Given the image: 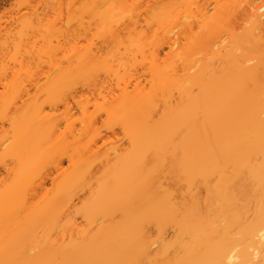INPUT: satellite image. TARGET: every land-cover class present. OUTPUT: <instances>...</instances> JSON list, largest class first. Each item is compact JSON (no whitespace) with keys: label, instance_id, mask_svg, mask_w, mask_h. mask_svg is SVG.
<instances>
[{"label":"rangeland","instance_id":"1","mask_svg":"<svg viewBox=\"0 0 264 264\" xmlns=\"http://www.w3.org/2000/svg\"><path fill=\"white\" fill-rule=\"evenodd\" d=\"M97 1L3 0L0 5V143L7 141L4 147H0V199L17 182L29 181L24 186L25 197L21 196L24 202L12 206L16 207L6 226L2 221L5 212H0V223L3 224L0 247L33 226L28 233L30 239L22 240L23 253L25 257H31V264L42 263L52 254L60 257L62 251L72 248L78 251L92 249V246L94 249L95 245L109 246V240L102 234L122 223L123 211L113 203L107 212L95 211L89 218L85 210L95 201L101 186L110 180V172L118 160L137 149L135 140L141 130L158 128L157 125L168 114L179 110L183 103L202 97V85L200 87L196 81L201 79L208 84L214 78H221L231 72L233 62L253 68L254 81L246 82L241 88L245 97L255 90L257 84H264V26L251 35L244 34L249 27L243 23L248 15L247 0H142L139 4V0H120L124 2L121 6L119 1L114 6L115 0H104L96 5ZM205 5H210L211 9L207 15L212 16L209 26L200 20L188 30V23H182L178 28V45L170 49L166 43L169 26L181 23L182 16ZM110 7L112 11H108ZM102 12L108 13L107 26L124 30L113 36L102 33L99 24L104 15ZM28 20L32 26L21 29V23ZM219 35L227 39V48L220 54H212V43ZM87 50L99 55L98 63L91 67L94 72L86 70L85 74L90 70L92 76L87 75L84 79L85 74L81 72L83 79L75 81L73 78L79 75L78 69L76 77L73 73L72 79L68 80L70 73L79 67V56L76 55ZM246 59H251V64L246 63ZM196 62L198 64L189 70ZM195 77L199 80L194 82ZM125 82L129 83L128 93L138 84L150 103L147 117L138 127L132 126L134 120L129 117L130 109L118 106L119 87L122 88ZM26 90L27 94H24ZM98 93L106 95L110 106ZM228 96L221 97L216 103H227ZM66 100L73 106L68 113L64 106ZM38 103L44 109L43 114L55 116L59 126V131L55 132L60 136L56 137L55 133L50 138L52 140L39 147L36 155L29 156L26 146H30L26 140L33 136L29 137L32 132L28 130L25 133L29 134L28 138H25L19 128L30 119L31 107ZM76 103L86 105L84 115L80 112L82 107L77 106V109ZM236 113L229 109L230 116L234 117ZM86 115L96 117L95 123L94 117L91 120L92 126L86 122L89 120L86 118H90ZM195 116L203 118L204 111H197ZM220 124L217 135L235 128L226 118ZM180 127L170 136V145L161 156L154 152L140 155L143 170L150 172L147 186L150 192L156 195L166 193L178 214L186 206L193 205L203 216L215 215L212 189L221 178H225L227 185L231 186L236 212L237 209L238 213L241 212V224H249L254 220L259 201L264 200V189L247 176V169L238 173L229 162L221 163L219 171L199 174L188 181L179 173L178 158L192 137L186 128ZM70 128L75 129L74 135L70 134ZM67 130L69 134H66ZM20 138H25L27 143L17 145ZM64 138L66 141L61 140ZM94 139V149L86 151ZM113 150L116 151L114 154ZM194 153L188 152L186 159L193 160ZM245 153L250 156L251 167L264 162L258 153L249 149ZM22 161L27 167L20 174ZM82 171L85 174L77 179ZM120 184L127 196L142 205L141 191L131 177L123 179ZM8 200L15 199L12 195ZM48 207L55 209L54 216L46 217L48 220H36ZM70 220L74 221L73 226L68 224ZM229 228L231 236H235L239 226L235 224ZM141 229V236L137 234L136 238L143 242L146 239V255L142 251L140 256H143H138L140 260L135 258L136 264H172L182 254L178 240H189L188 233L180 234L176 224H167L160 230L154 223L147 222ZM240 248V245L236 246V250Z\"/></svg>","mask_w":264,"mask_h":264},{"label":"bare ground","instance_id":"2","mask_svg":"<svg viewBox=\"0 0 264 264\" xmlns=\"http://www.w3.org/2000/svg\"><path fill=\"white\" fill-rule=\"evenodd\" d=\"M2 1L3 0H0V5ZM103 1L104 0H98L96 5ZM115 1L116 5L114 6L118 5V1L120 6L121 2H123L120 0ZM140 1L142 0H139L138 4ZM247 5L248 15L244 18V21L243 19L242 21L245 25H249V27H247L248 30L243 33L245 35H251L254 30H259V28L264 26V3L261 0H247ZM209 6L210 5H205L195 12H190L189 15L182 16L181 23L176 22L169 26L166 30V43H168L167 46H169L170 49H174L178 45V28L182 23H188V30H191L195 25L199 24L200 20L203 21V25L209 26L208 24L212 21V16H207L211 11ZM112 9L113 8L110 7L108 11H112ZM107 12H102L104 15L99 19V24L102 26L101 32L111 34L112 36L118 35L123 28L118 27L115 29L111 27V25L107 26V21L109 20ZM192 18L194 19L192 20ZM31 26L32 22L30 20L21 23V29L24 30ZM243 29H246L245 26ZM8 32L9 31H5V33ZM217 38L218 39L212 43L213 45L211 44L213 50L211 47V49L209 48L212 54H220L227 48L228 42L225 36L219 35ZM88 50L76 55L79 56V64L77 66L80 68L76 66L77 68L74 69L75 72L73 71L70 75L68 74V80L72 79L73 73L75 75L78 69L79 73H77L79 75L81 72L85 74L86 70H93L91 67L98 63L99 55L97 54V56L92 50L91 52ZM198 62L194 63V66L190 65L191 67L188 69H193ZM248 62L251 64V59L246 61V63ZM233 64L235 66H233ZM237 65L238 64L232 62V66L230 64L231 72L225 73L221 78H214L208 84L195 77L193 81L195 82L196 79H198L199 81H196L197 84L202 85V89L200 88L201 95L202 91L204 92L202 97L191 98L186 103H183L184 105H181L183 108L177 109V113H175L176 110L168 114L165 117L166 119L164 118L163 121L157 125L158 128L155 126L152 129H146V131L141 130L138 134V138L135 137L137 138L135 140L137 149L121 157L112 168V173L110 172L109 178L112 180V183L107 184L110 182V180H108L106 185H102L95 201L85 210L86 216L90 218L95 211L100 213L107 212L109 206L113 203L119 205L124 215L122 223L116 226L115 229H110L102 234V237L109 240V246L107 248H102L95 245L94 249L92 246V249L81 248L79 249L80 251L74 248L68 249L64 252L62 251V254L60 253L61 255H59L60 257L52 254L48 256L50 258H46L47 260L45 259L44 262L41 261L42 263L39 264H136L138 261H136L135 258L139 259L144 253L146 255L144 251L146 239L144 242L142 239V241H138L137 239L139 238H136V235L140 233L142 230L141 227L147 222L154 223L160 230L167 224H176L180 234L188 233V242L178 240L177 244L179 246L181 245L182 254H179L180 256L178 255L179 257L177 256L172 264H264V200L259 201V208L254 214V220L249 224L242 225L240 221L241 212L239 211L238 213V209L236 212L237 206L230 192L231 186L227 185V180L225 178H221L220 183L212 189L211 202L216 204L215 215L203 216L193 205L189 207L186 206V208L178 214L166 193L156 195L150 192L149 187H147L150 181V172L143 170L142 161L140 159V155L146 152L159 153V156H161L164 150L170 145L169 141H171L170 136L172 133H174L175 129L177 131V129L182 126L187 129V134L192 137L190 142L184 145L185 149L178 158L179 173L187 178L188 181L199 174L207 175L212 171H219L221 163L229 162L238 173L247 169V176L250 179L256 180L259 186L264 189V162L258 167H251L249 165L250 156L245 153V151L249 149L250 152L258 153L264 158V84H257L255 90L251 92L252 95L250 93L248 95L249 97H245L241 92V88L246 82L254 81L253 68L252 66L248 67V64L245 66ZM92 72H94V70ZM87 73H89L87 75H90L88 77L92 76L90 70ZM83 74L81 75L83 76ZM79 75L73 78V80L75 79L76 81L81 79L82 76ZM87 75L85 74L83 78L87 79ZM123 84L122 88L119 87L120 98L118 106L130 109L129 117L131 121L134 120L132 126L136 125V127H138L141 121L147 117V108L150 105L149 100L142 94L138 84L133 86L131 93L126 91L129 83L125 82ZM24 94H27V90ZM98 94L101 95L100 93ZM225 95H230L228 96L227 103H216L219 102L218 99L221 100V97ZM105 97L106 95H101L102 100L108 103ZM64 103L67 109L65 110L68 113L73 106H71L72 104L67 102V100ZM108 105L110 106L109 103ZM75 106L77 109V106L82 107V111L80 112H83V115L86 113V105L81 106L77 104ZM31 109L32 113L30 114V119H27L24 126L21 125L19 128L20 133L26 136L25 138H28L27 135L29 134H25L28 130L32 132L29 135V137L33 135L30 139L26 140L24 138V140L29 141V149L27 148L28 145L26 146V151L29 150L27 152L29 156L36 155L39 147L45 142L52 140L50 138H52L55 133L56 137L59 135L58 132H55L56 130L59 131L58 121L55 120V116L51 117L49 114H43L44 109L39 103L34 104ZM229 109L236 111V116H230L228 114ZM197 111H204L203 118H196L195 115ZM69 116L71 117V115ZM86 116L88 117L90 115ZM93 117L94 116H90V118H86L90 120L86 122L91 124V122L94 121L95 123L96 117H94V120ZM224 118L230 120L235 128L231 131L226 130L222 134L217 135V129L221 126L220 122ZM199 120L202 121L199 122ZM69 125L72 126V121L69 122ZM73 128H70L69 131L70 134L73 133L74 135L73 131L75 129L73 130ZM69 131L67 130L68 133L66 134H69ZM73 135L70 136L73 137ZM95 139L92 140L93 143L90 144L91 146H88L86 151L94 149L92 146L95 144ZM24 140L20 138L17 145L23 144L22 142H24ZM61 140H65V138ZM6 143L7 141L0 143V147H4ZM181 147L183 148V144ZM191 151H195L193 155L195 158L193 160H191L192 158L187 160V153ZM115 152L116 151L113 150L112 154ZM27 159L25 160L28 162ZM26 167L27 163L22 161L19 165L20 174L26 170ZM82 169H84L83 166ZM83 174H85V171H82L76 178L81 179ZM129 177L139 186L142 205H139L136 203L135 199L127 196L125 188L120 184L123 179L125 180ZM28 183L29 181L26 179L17 182L15 187L13 188L11 186V188L4 193V197L0 199V212H5V215H2L4 226H6V221L12 217L11 211L15 210L16 206H12L24 202V186ZM144 191H148V193ZM12 195L15 200L9 201L8 198L9 196L12 198ZM22 195L24 197L21 198ZM98 209L99 211H97ZM54 211V208L48 207L45 209L43 216L37 217L36 220H42V218L45 220L46 217L49 218L54 216ZM3 224L0 223V228H2ZM68 224L73 226L74 221L70 220ZM235 224L239 226V229L236 231L235 236H231L229 227ZM32 227L24 230L22 234L16 236L15 239L7 240L1 245L0 264L33 263L31 257H25V253H23L25 251H23L24 245H22L23 239L25 240V238H27V241L30 239V234L28 235V233H31ZM1 232H4V230ZM117 233L120 235L117 236ZM139 235L141 236V234ZM238 245H240L241 248L236 250V246ZM138 252H140L139 255H137ZM141 252L143 255L140 256Z\"/></svg>","mask_w":264,"mask_h":264}]
</instances>
